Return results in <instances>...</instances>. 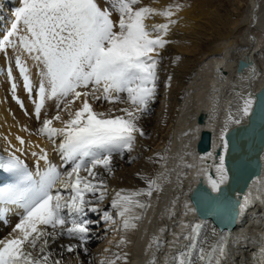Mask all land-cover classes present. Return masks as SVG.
I'll use <instances>...</instances> for the list:
<instances>
[{
    "label": "bare ground",
    "instance_id": "6f19581e",
    "mask_svg": "<svg viewBox=\"0 0 264 264\" xmlns=\"http://www.w3.org/2000/svg\"><path fill=\"white\" fill-rule=\"evenodd\" d=\"M97 2L101 8L107 7L105 0ZM214 2L140 0L138 7H151L161 12L171 5L173 12L171 17L152 15L145 20L149 26L168 24V31L163 35L167 43L157 49L159 56L154 96L137 122L144 135L137 134L131 151L113 154L111 172L102 168L95 170L105 181L106 194L102 201L91 205L100 211L88 212L86 209V218L93 221L85 245L87 251L77 247L68 252L67 245H78L79 242L65 235L50 242L53 259H60L62 264H150L153 260L156 264H166L167 257L172 254V242L184 230V223L203 222L202 231L207 237V244L218 240L217 248L223 246L225 230H220L211 218L197 215L190 193L201 177L208 185L209 177L217 178L219 156L225 153L224 133L246 121L247 116L242 112L244 100L251 99L253 103L256 91L264 84V45L261 46L259 41L262 36L264 38V0L250 1L244 45L229 51L232 43L222 46L209 41L207 52L200 53L202 32L209 27L212 29L217 19ZM176 5H180L179 10ZM18 6L19 0H0V23H7ZM169 20L175 23H169ZM238 24L234 22L222 29L228 28L233 32ZM206 36L204 38L207 40ZM239 59L249 60V65L241 71L237 70ZM0 68L7 73L10 71L4 56H0ZM3 74L0 80L6 82ZM120 95L126 101V93ZM36 100L35 93L0 91V149L18 155L36 171L37 166L43 170L46 165L44 161L38 162L32 152L40 154V148H43L49 161L61 173L70 171V162L63 161L57 151L61 137L49 140L38 131L43 119H51L57 114V102L46 99L41 116L37 119ZM80 103L76 101L72 107L78 108ZM93 107L98 112L113 109L114 116L123 115L117 109L131 108L132 105L109 104L101 100L95 102ZM60 114L62 119L68 118L65 112ZM200 114L203 118H199ZM236 120L240 123H236ZM53 126L63 125L60 121H53ZM203 130L210 133V149L206 152L196 148ZM17 137L26 143L20 145ZM17 148L23 151L16 152ZM261 159V174L252 179L240 204L239 218L245 219L242 223L238 221L230 230L227 245L223 246L226 255L221 258V264H264V150ZM81 175L86 173L82 172ZM151 180L156 182L151 189L152 195L137 197L147 207L134 208L133 213L141 218L131 220L135 228L125 229L123 219L111 207L112 199L121 190L123 194L147 191ZM60 191L64 196L70 194L62 188ZM95 195L98 197L100 192ZM87 198L93 199V195L89 193ZM186 204L194 211H189ZM105 212L111 219L103 218ZM64 215H67V210H64ZM7 217H11L9 224L4 221ZM16 219L18 215L14 210L0 205V238L13 234L11 224Z\"/></svg>",
    "mask_w": 264,
    "mask_h": 264
},
{
    "label": "snow or ice",
    "instance_id": "6c2138e0",
    "mask_svg": "<svg viewBox=\"0 0 264 264\" xmlns=\"http://www.w3.org/2000/svg\"><path fill=\"white\" fill-rule=\"evenodd\" d=\"M139 3L140 0H112V7L119 15L118 23H114L109 8H101L97 0H19L10 27L0 34V56H7L9 50L18 53L14 57L15 66L29 94L33 92L30 69L21 55L26 54L37 67V119L46 99L57 102V114L43 119L38 131L49 140L61 137L57 151L63 161L71 164L70 171L61 173L43 148L40 154L32 152L38 162L44 161L46 165L43 170L37 166L35 172L18 155L0 158V169L19 177L14 186L0 189V203L19 204L23 208L13 234L0 238V264H62L60 259H53L49 245L65 235L79 242L67 245L68 252L77 247L87 251L85 245L93 221L86 218V209L100 211L91 205L102 201L106 194L105 181L95 170L111 172L113 154L131 151L137 134L144 135L137 122L155 93L157 49L167 43L163 35L167 34L168 24L149 26L145 20L152 15H173L171 5L157 12L151 7H135ZM175 7L179 10L180 5ZM7 78L12 80L11 71ZM10 87L16 91L14 81ZM121 93H126V101ZM101 100L109 104L128 103L132 107L119 108L116 111L123 115L113 116V109L107 112L94 109L93 104ZM76 101L81 102L80 106L73 108ZM251 106L252 100L245 99L242 108L245 116ZM61 112L68 118L62 119ZM53 121H60L63 126L54 127ZM17 140L20 145L26 143L20 137ZM219 160L217 178L209 177L212 193H219L228 179L223 154ZM82 172L86 175H81ZM155 184L154 180L149 181L147 191L116 192L111 207L123 219L125 229L136 227L131 220H139L141 216L134 214L133 209L147 207L137 197H150ZM61 188L70 194L62 195ZM97 192H100L98 197ZM89 193L93 199L87 198ZM213 199L208 193L198 194V202ZM103 218L111 219L107 212ZM203 227V222L184 223V230L172 242V254L166 264H221L226 250L222 245L218 248L215 244L208 245ZM150 264H156L155 260Z\"/></svg>",
    "mask_w": 264,
    "mask_h": 264
},
{
    "label": "water",
    "instance_id": "95a60500",
    "mask_svg": "<svg viewBox=\"0 0 264 264\" xmlns=\"http://www.w3.org/2000/svg\"><path fill=\"white\" fill-rule=\"evenodd\" d=\"M248 65L249 60L239 59L237 70L241 71ZM262 98H264V84L254 95V101L246 121L229 128L224 133L225 144H227L224 153V166L228 173V179L221 185L220 192L212 193L211 189L202 180H199L190 195L195 205H197L198 194L200 193H208L214 199L221 193H227L230 196L234 202L230 206L226 204V207H229L228 210L232 211L233 214L227 218L229 224L226 222L219 225V228L225 230L227 235L238 214L239 198L246 191L252 179L261 174V155L264 150V102H262ZM200 117L203 118V115L200 114ZM196 148L200 152H206L210 149L209 131H201ZM236 193H238V199L235 197ZM214 199L202 201L199 204L209 207L214 204Z\"/></svg>",
    "mask_w": 264,
    "mask_h": 264
},
{
    "label": "rangeland",
    "instance_id": "374dc122",
    "mask_svg": "<svg viewBox=\"0 0 264 264\" xmlns=\"http://www.w3.org/2000/svg\"><path fill=\"white\" fill-rule=\"evenodd\" d=\"M179 1V0H178ZM204 4L209 3L210 0H201ZM250 1L251 0H215L214 6L215 10L217 12V19L214 21L213 28L211 27L207 28L206 31H203V42L201 46H199V52H207V47L209 46V41L215 42L217 45H228L229 43H232V46L228 47L229 51L235 47L242 46L246 42L245 37L247 36V31L245 30L247 27L246 26V19L248 17L249 13V6H250ZM136 5L135 7H138ZM107 7L109 8V11L112 13V20L114 23H118L119 15L115 11V9L112 7V0H107ZM12 15L11 18L8 20L7 23L1 22L0 23V33H4L8 30L12 23ZM223 22H221V21ZM241 20V21H240ZM226 21V22H224ZM244 23H243V22ZM234 22H239L240 26L236 25V27L233 29V32H230L227 28V30L222 29L223 27H229L232 25ZM218 23V25H217ZM222 24V25H221ZM242 26V27H241ZM218 27V28H216ZM243 28V29H242ZM219 30V32L217 31ZM212 31V32H211ZM229 31V32H227ZM216 33V34H215ZM230 33V34H229ZM207 35L208 39L204 38V36ZM228 39H223L224 37ZM220 36V37H219ZM260 45H264V38H260ZM204 52V53H205ZM17 52H13L12 50H9V54L5 57V60L8 62V68L12 72V81L15 82L16 84V91L13 92L11 87H10V80L7 78V72H5L4 69H1L0 75L3 74L2 76L4 77L6 82H3L0 80V91L1 93H27L24 88H23V83H22V77L19 76L18 74V69L15 66V60L14 57L17 55ZM21 59L25 60V62L29 66V77L32 80L33 84V92L35 93L37 83L39 80V77L37 76V67L36 65L29 59H27L26 54L21 55ZM4 85V86H3ZM5 221V220H4Z\"/></svg>",
    "mask_w": 264,
    "mask_h": 264
}]
</instances>
